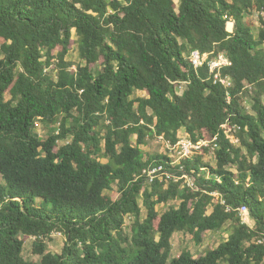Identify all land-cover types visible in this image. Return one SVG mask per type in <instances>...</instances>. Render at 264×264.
<instances>
[{"label": "trees", "instance_id": "16d2710c", "mask_svg": "<svg viewBox=\"0 0 264 264\" xmlns=\"http://www.w3.org/2000/svg\"><path fill=\"white\" fill-rule=\"evenodd\" d=\"M194 50L225 54L233 85L195 69ZM39 122L53 127L45 140ZM181 130L218 147L177 164L142 149L154 136L176 145ZM158 165L172 178L149 184ZM0 177V264H264V0H0ZM226 226L218 248L171 260L176 233L201 242ZM55 232L62 254L48 252Z\"/></svg>", "mask_w": 264, "mask_h": 264}, {"label": "rangeland", "instance_id": "374dc122", "mask_svg": "<svg viewBox=\"0 0 264 264\" xmlns=\"http://www.w3.org/2000/svg\"><path fill=\"white\" fill-rule=\"evenodd\" d=\"M180 0H176L177 5H179ZM249 21L254 22L255 24V29L254 31H257V27L260 26L259 22V15L257 13H254L252 16H247ZM73 41L74 45L72 47L71 53L69 55V60L73 61L75 63L80 62L79 58V52H78V45L77 43V36L75 34V31L73 32ZM101 64L94 65L92 68L95 73H98L101 69L102 66ZM73 69H76V67H73ZM54 79H56V73L51 74ZM186 85H182L181 87H178V93L180 95L183 94V92L186 90ZM147 94L145 92L138 91L135 94V97H145ZM248 105L251 107V103L248 102ZM39 137L43 140L46 139L52 132H53V127L51 126H45L42 122H39L37 124V129H36ZM180 136V141L189 139V136L187 135L185 130H181L179 133ZM70 142L68 141H61L60 145H64L65 143ZM170 148H169V147ZM142 149L145 151L147 155L155 156V155H165L170 157L175 163H180L181 162V149L180 148H173L171 147L167 141H164L163 139L154 136L151 138H148L147 140V145L143 146ZM175 149V150H174ZM201 154V153H200ZM205 162L210 163L211 165L215 166V160L212 157V153L208 154L204 158ZM104 162H107V160H104ZM179 178L176 177V181H178ZM4 184L3 179L0 177V186ZM187 186L185 181L182 184V187ZM113 190L107 191V195L110 196L112 199L116 200L119 198V193L117 192V186H113ZM140 205L142 209V219L144 220L147 216V210L143 205V199L140 198ZM180 205V201H171L169 204L166 205H159L157 207L158 211L160 214H163L170 208H177ZM212 209L209 210L211 212ZM244 223L248 224L252 228L255 227V222L250 218L249 215H244L242 216ZM134 219L132 217L126 216V221H125V230L127 233L131 234V225H133ZM227 227H225L224 230L219 231V232H207L206 234L203 235L202 241L198 242L194 235L191 232H178L176 233L173 238H172V255H171V260L178 258L184 251H190L192 255L195 258H198L199 256H202L206 254L210 250H214L218 248V246L226 241L229 237L228 235V230ZM25 244H24V251H23V257L32 262L40 263L42 257L39 255H36L34 253V244L36 242L35 237H28V236H22L21 237ZM48 245V252L52 254H62L64 247L67 243V238L63 233L60 232H55L51 236V240H48L47 242ZM125 245V244H124Z\"/></svg>", "mask_w": 264, "mask_h": 264}, {"label": "built area", "instance_id": "2783aa9c", "mask_svg": "<svg viewBox=\"0 0 264 264\" xmlns=\"http://www.w3.org/2000/svg\"><path fill=\"white\" fill-rule=\"evenodd\" d=\"M189 58H190V62L193 64L195 69H199L207 65L209 67L211 74H213L214 76V81L216 84L220 83L226 86L227 88H230L233 85L232 79L230 77L224 78L222 76V69L232 65L231 61L225 54H219L218 56L213 57L212 54H203L199 50H194L191 51ZM160 138L166 141L163 137ZM234 142L238 143L237 140H235ZM168 144L173 148L176 147L181 149V160L185 158H190L196 153H201L204 149L210 148L211 150L214 151L218 147L217 138H214L211 141L200 140L198 142H194L189 137V139L179 141L176 145H173L170 142H168ZM174 164L177 163L174 162ZM181 168L183 169V166ZM145 174H147L149 184H152L157 178H163V177L172 178V176L169 173L164 171L163 165L149 167L145 171ZM174 179L176 181V177H174ZM179 180H184L186 185L192 189L197 188L195 180L187 175H184L183 177L179 178ZM239 213L241 217L244 215H249V208L247 206H242L239 209Z\"/></svg>", "mask_w": 264, "mask_h": 264}]
</instances>
